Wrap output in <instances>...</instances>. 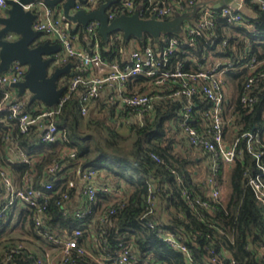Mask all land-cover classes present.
I'll list each match as a JSON object with an SVG mask.
<instances>
[{
	"label": "built area",
	"instance_id": "2783aa9c",
	"mask_svg": "<svg viewBox=\"0 0 264 264\" xmlns=\"http://www.w3.org/2000/svg\"><path fill=\"white\" fill-rule=\"evenodd\" d=\"M6 1L0 0V16L6 15ZM107 1H110L106 9L108 21L117 17L118 11L121 14L137 11L142 18L161 20L182 17L179 31L161 35L158 40L147 35L142 43L138 38H130L128 60H109L100 53L98 20H90L83 27L64 14L62 2L53 8L44 0L24 5L35 14L32 29L59 43L54 62L60 66L71 63L73 73L58 79L57 86H63L64 91L59 101L50 106L32 99L28 89L18 94V87L13 86L24 80L28 65L14 60L0 73V264H13V256L24 250L31 258L29 264H78L84 258L89 261L85 264H160L150 258L139 261L129 240L120 241L114 253L107 251L104 234L109 217L123 207L127 195L122 182L85 163L66 129L57 122L63 104L77 93L79 114L84 120L94 117L93 107L99 95L108 90V102L119 108L112 120L118 124L135 120V125H141L145 112L151 110L152 101L163 98L164 91L168 90V98L180 104L176 126L188 144L210 154L209 171L204 179L208 188L206 195L192 198L183 192L187 203L205 209L221 203L223 190L216 183V175L221 164L229 166L242 158L239 144L244 139L245 149L259 169L258 173H248L247 185L264 208V135L255 126L243 130V124L238 122L240 111L232 104L233 86L225 76L230 71L246 70L238 99L242 108L251 112L264 90V59L252 56L236 65L230 56L212 58L209 51L200 57L187 55L177 38L180 35L189 45H194L197 37L215 34L219 19L251 32L254 24L250 19L254 16L249 14L250 5L257 4L264 10V0H231L234 5L225 3L219 7L216 5L224 0H76L69 13L90 12ZM81 31L87 37V44L81 42ZM109 36L119 39L123 34L118 31ZM4 38L11 41L17 35L7 33ZM152 40L161 42L160 46L153 45ZM186 62L189 69L185 68ZM138 78L144 79L141 88L129 90L128 82ZM203 101L205 106H201ZM127 108L129 111L125 113ZM97 124L103 123L97 120ZM22 140L30 147L52 146L53 157L40 173L38 164L44 153L26 151ZM152 158L163 162L155 154ZM52 203L63 216L81 221L83 227H51ZM153 203L149 198L150 206L142 213V219L152 213ZM145 223L150 228L156 227L152 219ZM92 226L99 230L94 236L87 232ZM17 230L18 237H13ZM157 231L167 244L193 261L182 236L164 229ZM92 246L97 252L92 251ZM206 249L208 264H223L220 251ZM259 249L264 252V244H259ZM222 255L230 264H235L231 255L226 252Z\"/></svg>",
	"mask_w": 264,
	"mask_h": 264
},
{
	"label": "trees",
	"instance_id": "16d2710c",
	"mask_svg": "<svg viewBox=\"0 0 264 264\" xmlns=\"http://www.w3.org/2000/svg\"><path fill=\"white\" fill-rule=\"evenodd\" d=\"M138 1L140 0H136ZM250 7L256 14L250 19L254 24L253 31L226 24L224 20L219 19L216 22L215 34L197 37L194 45H189L185 38L177 35L180 47L187 55L198 57L202 56L204 51H209L211 56L215 57L230 56L236 65L242 64L252 56L257 60L264 59V10L254 3ZM117 13L121 15L120 11ZM80 34L82 39L83 32ZM146 37L145 34L139 42H144ZM245 39L249 41L248 44L245 43ZM224 40L225 43L222 44ZM98 41L102 57L109 60L121 59V53L128 50L130 43V39L123 36L119 39L108 36L104 40L99 35ZM158 42L152 40V44L157 47L161 44ZM241 43L246 44L248 49H242V53L239 54L233 46L242 45ZM189 67V63L186 62L185 68ZM245 74L246 70L230 71L225 74L233 86L232 104L234 103L235 110L240 111L238 122L243 124V130H250L255 126L261 129L264 135V90L259 93V100L251 112L243 109L238 99ZM143 82V78H138L136 81L128 82L127 87L129 90L139 89ZM168 92L164 91L165 94ZM153 106V115L151 112L145 116L141 125H132L129 135L126 136L111 127L109 120H105L101 126H98L95 118L83 121L79 114L77 94H73L63 104L58 117V124L66 129L77 148V153L85 159V163L102 169L112 179L124 185L127 195L124 205L109 217L104 234L107 251L114 253L120 241L129 240L139 261L150 258L160 264H208L206 248L210 247L214 251H220L223 264H230V261L224 258L222 252L231 255L235 264H264V252L259 249V244H264V208L255 200L247 185L248 173H258L259 169L252 155L245 149V140H241L239 144L242 158L236 159L229 166L221 164L216 175V183L222 190L225 182L228 185L227 192L225 194L223 192L221 203L209 209L198 204L191 207L183 192L192 198L205 197L208 188L204 179L209 171L207 158L210 154L201 147L182 142L178 149L174 148L177 142L174 129L180 109L177 100L164 96ZM201 106H205L204 101ZM124 111L126 113L129 109ZM112 115L113 113L109 115L110 120ZM199 117L196 118L200 119ZM240 132L243 131L238 133ZM21 142L28 152L44 153L38 164L40 173L53 157V152L50 151L52 146L41 144L30 147L26 141ZM152 154L157 155L164 163L154 160ZM196 154H199L198 159ZM202 162L205 174L203 181L198 177V168ZM262 162L264 163V158ZM149 198L154 200V207L152 213L142 219V213L150 206ZM50 214L51 227L61 226L67 229L83 227L81 221L63 216L55 203L50 205ZM148 219L156 223L155 228L146 225ZM157 229L182 236L191 251L193 261L167 244L159 236ZM24 230L29 234L26 229ZM87 232L94 236L99 230L97 226H92ZM92 251L97 252V249L92 246ZM12 260L13 264H29L31 258L24 250L13 256ZM85 263H89L88 258L78 262Z\"/></svg>",
	"mask_w": 264,
	"mask_h": 264
},
{
	"label": "water",
	"instance_id": "95a60500",
	"mask_svg": "<svg viewBox=\"0 0 264 264\" xmlns=\"http://www.w3.org/2000/svg\"><path fill=\"white\" fill-rule=\"evenodd\" d=\"M33 1L35 0L6 1L8 6L6 15L0 16V73L6 70L14 60L28 65L24 80L13 84V86L18 87V94L28 89L32 93V99H39L50 106L59 101L64 87H58L57 81L62 75H72V64L67 63L60 66L55 63L54 54L60 48L59 43L40 40L41 32L32 29L35 14L31 10L25 9L24 5ZM44 1L51 8L62 2L64 14L83 27L90 20H98L100 23L98 32L104 40L118 31L122 32L125 39H140L146 34L154 40H158L161 35L177 33L182 21V17L171 20L142 18L137 11L132 14H121L108 21L106 9L110 1L90 12L78 10L74 14H70L69 10L76 0ZM225 3L234 5L231 0H224L216 7ZM7 33H15L17 38L11 41L6 40L4 37Z\"/></svg>",
	"mask_w": 264,
	"mask_h": 264
},
{
	"label": "crops",
	"instance_id": "0c3cea01",
	"mask_svg": "<svg viewBox=\"0 0 264 264\" xmlns=\"http://www.w3.org/2000/svg\"><path fill=\"white\" fill-rule=\"evenodd\" d=\"M249 14L250 15H253V16H256V14L255 13H253V11L252 12H250L249 11ZM238 36H241V34H238ZM41 37V40H44V41H49L50 43H55L51 38H48V37H46V35L44 36V35H41L40 36ZM240 39H241V37H239ZM83 40H84V42H87V37H86V35L83 33V36H82V39H81V42L82 43H84L83 42ZM244 40V39H243ZM237 42V41H236ZM245 43H247L248 44V41L245 39ZM242 44V43H241ZM246 45V44H245ZM244 44H242V45H239V46H237V44H234V49H235V51L237 52V53H239V54H241L242 53V49H244V50H246V46H245ZM212 58H214L215 56H211ZM121 60H123V61H126V60H128V52L126 51V50H124L122 53H121ZM209 60H211V59H209ZM214 60V59H213ZM213 60H211L212 62H213ZM129 89V88H128ZM108 90H106V91H103V92H101V94L99 95V97H98V99H97V102H96V104H95V106L93 107V113H94V115L95 116H98V115H101L102 117H103V119H105V120H109L110 122H114L113 120H110L109 119V115L111 114V113H115V111H117L119 108H118V106L116 107V105L113 103V102H108V99H107V97H108ZM232 94V93H231ZM163 95L164 96H166L167 98H168V93L167 94H165V93H163ZM77 96H79V93H77ZM169 99H171V98H169ZM160 100H162V98L161 99H156V100H153L152 101V104H151V110L147 113V112H145V116H147V115H149V114H151V112H152V115H153V110H154V103L156 104L157 102H159ZM178 101V100H177ZM179 102V101H178ZM119 111H121V109L119 110ZM111 112V113H110ZM199 120V119H198ZM108 121V122H109ZM200 121V120H199ZM197 124H199L198 122H196ZM133 124H135V120H133V121H131V123H129V124H119L118 125V123L116 122V123H114V126H111V127H113L117 132H119L120 134H122V135H124V136H126V135H129V133H130V130H131V126L133 125ZM174 132L176 133L175 135H176V139H177V142L175 143V149H178L179 148V144L182 142L183 144H186V145H190V144H188V142L186 141V138H185V135L183 134V132H181L180 131V129L177 127V126H175V129H174ZM197 156H196V158L198 159L199 158V154H196ZM201 166H202V168H203V162L201 163ZM203 172H204V168H203ZM198 173H199V171H198ZM105 176H107V174L105 173L104 174ZM204 176H205V174H204ZM197 180H198V178H197ZM158 212H159V209H158ZM161 218V217H160ZM162 219V218H161ZM96 233V232H95Z\"/></svg>",
	"mask_w": 264,
	"mask_h": 264
},
{
	"label": "rangeland",
	"instance_id": "374dc122",
	"mask_svg": "<svg viewBox=\"0 0 264 264\" xmlns=\"http://www.w3.org/2000/svg\"><path fill=\"white\" fill-rule=\"evenodd\" d=\"M93 118H95V119H97V120H101V122L102 123H105V119H103V117L101 116V115H98V116H95L94 115V117ZM83 121H86V120H84L83 119ZM111 126H114V123L115 122H108ZM119 125V124H118ZM99 126V125H98ZM198 171H199V180H201V181H203V179H204V172H203V168H202V166H200L199 168H198ZM227 190H228V185H227V183L225 182L224 183V186H223V192H224V194L227 192ZM14 234H15V236H13V237H18V235H19V233H20V231L19 230H17V231H14L13 232ZM17 234V235H16Z\"/></svg>",
	"mask_w": 264,
	"mask_h": 264
}]
</instances>
